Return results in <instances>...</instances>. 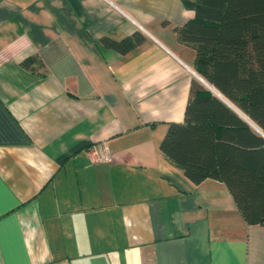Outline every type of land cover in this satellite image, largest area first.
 I'll return each instance as SVG.
<instances>
[{
	"label": "crops",
	"instance_id": "1",
	"mask_svg": "<svg viewBox=\"0 0 264 264\" xmlns=\"http://www.w3.org/2000/svg\"><path fill=\"white\" fill-rule=\"evenodd\" d=\"M194 16L183 0H0V264H264V225L161 151L194 81L251 125L178 39Z\"/></svg>",
	"mask_w": 264,
	"mask_h": 264
},
{
	"label": "trees",
	"instance_id": "2",
	"mask_svg": "<svg viewBox=\"0 0 264 264\" xmlns=\"http://www.w3.org/2000/svg\"><path fill=\"white\" fill-rule=\"evenodd\" d=\"M183 1L195 16L176 30L194 48L196 69L264 132V0ZM103 43L123 54L132 47L127 39ZM161 151L196 184L223 181L246 222L264 225V136L199 82Z\"/></svg>",
	"mask_w": 264,
	"mask_h": 264
},
{
	"label": "built area",
	"instance_id": "3",
	"mask_svg": "<svg viewBox=\"0 0 264 264\" xmlns=\"http://www.w3.org/2000/svg\"><path fill=\"white\" fill-rule=\"evenodd\" d=\"M90 158L92 160H102V161H109L110 160V155L107 151H102L101 153L97 152V151H93L90 154Z\"/></svg>",
	"mask_w": 264,
	"mask_h": 264
},
{
	"label": "water",
	"instance_id": "4",
	"mask_svg": "<svg viewBox=\"0 0 264 264\" xmlns=\"http://www.w3.org/2000/svg\"><path fill=\"white\" fill-rule=\"evenodd\" d=\"M249 122L251 123L252 126H254L256 129H258L260 134H262L264 136V132L260 128H258L252 121L249 120Z\"/></svg>",
	"mask_w": 264,
	"mask_h": 264
}]
</instances>
